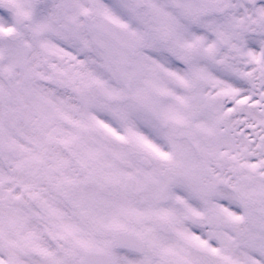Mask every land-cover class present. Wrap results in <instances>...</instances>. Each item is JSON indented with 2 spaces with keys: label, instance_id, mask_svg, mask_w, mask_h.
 Listing matches in <instances>:
<instances>
[{
  "label": "snow or ice",
  "instance_id": "6c2138e0",
  "mask_svg": "<svg viewBox=\"0 0 264 264\" xmlns=\"http://www.w3.org/2000/svg\"><path fill=\"white\" fill-rule=\"evenodd\" d=\"M0 264H264V0H0Z\"/></svg>",
  "mask_w": 264,
  "mask_h": 264
}]
</instances>
